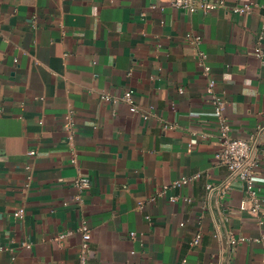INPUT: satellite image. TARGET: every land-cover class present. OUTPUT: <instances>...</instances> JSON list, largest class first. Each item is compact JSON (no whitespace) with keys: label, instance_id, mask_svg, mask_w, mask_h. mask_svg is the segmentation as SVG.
Instances as JSON below:
<instances>
[{"label":"crops","instance_id":"crops-1","mask_svg":"<svg viewBox=\"0 0 264 264\" xmlns=\"http://www.w3.org/2000/svg\"><path fill=\"white\" fill-rule=\"evenodd\" d=\"M224 1L205 13L171 0H0V264H78L83 220L92 264H264V157L255 216L240 209L246 184L215 158L196 57L227 99L232 135L263 152L264 0ZM243 3L256 6L232 11ZM79 176L90 181L81 201Z\"/></svg>","mask_w":264,"mask_h":264},{"label":"built area","instance_id":"built-area-1","mask_svg":"<svg viewBox=\"0 0 264 264\" xmlns=\"http://www.w3.org/2000/svg\"><path fill=\"white\" fill-rule=\"evenodd\" d=\"M172 6L179 9H185L188 12H196L201 10L205 13L218 9L225 5L224 0H171ZM256 4L243 3L232 8V11L237 14H246L250 12ZM187 38L195 45L201 42L200 36L187 35ZM258 57H262V50L260 47L255 50ZM196 57L199 60V64L202 68L204 76L207 77L206 93L207 97L210 98L214 111L216 114L219 147L216 152L215 158L219 164H222L228 168L233 178L239 179L246 184L247 195L241 201L240 209L242 211H248L251 214L257 216L260 214L262 209L263 200L260 196V189L257 184L256 174L260 166L261 157H264V151L259 152L257 145L243 138L235 137L232 135V125L226 114L227 99L219 94L216 90L217 83L215 78L212 76V68L206 62V54L201 50L197 49ZM102 98L106 101L112 100L111 96L104 94ZM123 99L129 104L131 112H137L138 106L135 101L133 90H127L123 96ZM66 130L67 139L72 142L75 137L76 127L73 122L72 115L66 117ZM35 150H29L28 155L34 156ZM73 162H76V158H73ZM200 177V174H195L191 177L185 176L174 182L169 186H165L162 190L157 192L158 196H164L168 189L171 187H181L189 184L191 181L196 180ZM74 186L79 190L80 195L77 197L81 201V193L87 190L90 186L88 178L79 176L74 180ZM208 190L212 194L214 187L208 185ZM186 201H190L189 197L184 198ZM151 200H154L152 198ZM170 200L176 201L177 197L172 196ZM144 202L138 203V209H143ZM16 215L22 217L24 215V209L21 208L17 211ZM149 218V217H148ZM78 231L82 234V243L80 245L79 263L78 264H92L91 262V230L87 221L83 220L78 228ZM72 234V231H68L62 234L60 237H64ZM135 233H132L134 236ZM220 235V234H218ZM231 244H238L246 241L244 237L228 236ZM202 235L198 233L192 245H198L201 241ZM186 260H183L181 264H185Z\"/></svg>","mask_w":264,"mask_h":264}]
</instances>
